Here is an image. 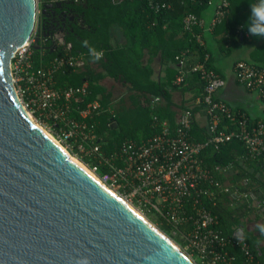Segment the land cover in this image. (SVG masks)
<instances>
[{
  "label": "trees",
  "instance_id": "1",
  "mask_svg": "<svg viewBox=\"0 0 264 264\" xmlns=\"http://www.w3.org/2000/svg\"><path fill=\"white\" fill-rule=\"evenodd\" d=\"M150 0H86V9L82 10L84 29L75 31L74 35L65 37L60 44L49 48L35 50L32 48L31 65L33 68L47 67L54 57L82 55L81 65L76 68H66L54 75L55 89L86 86V93L78 97L77 102H71L69 117L79 119L78 111L88 103L97 101L99 108L83 119L88 131L94 135V144H98L100 152L109 156L118 151L120 145L127 140L142 143L161 130V124L167 122L170 131L177 126L178 111L185 107L186 93L196 97L202 89L199 74L187 73L179 85H174L176 75L175 56L186 52L185 67L196 61L205 59V66L217 72L213 66L211 51L200 44L195 34L202 28L195 27L193 34L183 30L182 20L193 13L201 18L208 8V0H151L155 4H165L166 7L154 10L149 6ZM229 7L222 21L213 28V40L223 51L237 49L247 40L258 39L259 45L252 48L247 62L264 67V39L254 38L247 33L244 25L249 16V6L257 4L259 0H228ZM39 14L37 16V23ZM117 27L123 42L112 44L111 28ZM37 28V25H36ZM88 42V46L84 45ZM103 52V58L93 62L89 48ZM222 51V52H223ZM148 58L145 60V56ZM158 57L167 72L163 77L153 79L151 61ZM109 78L127 88L125 99H119L113 106L110 91L102 81ZM179 92L182 99L179 103L173 100V93ZM149 97H159L158 103L151 104ZM198 109L195 108L194 112ZM241 111L240 109H234ZM246 117L247 114L244 113ZM44 122L52 130L51 121ZM264 120L248 118L249 126ZM210 137L206 126H200L196 121L192 123L190 140L203 143ZM80 141L72 143L69 153L87 166L96 164L92 156L81 153L77 149ZM90 144H85V149ZM200 159L209 168L227 166L231 164V173L222 177L214 173L216 179L229 180L237 183L241 179L248 182L242 190L250 192L259 201V210L264 216V182L260 178L264 175V160H252L244 145L236 140L224 142L215 148L206 146L200 154ZM256 186V188H255ZM205 206L217 219L214 229L223 236L235 238L238 229L244 230L243 241L259 264H264V234L259 227L256 232H249L245 227L247 220L255 211L246 203H231L226 195H220L214 201L202 200ZM186 214H192L190 204L185 205ZM161 221V220H159ZM158 221V222H159ZM260 226H264V223ZM161 231L172 238L175 243L184 246L185 242L171 235L170 227L162 223ZM234 257L233 264H242L243 255L238 249H229ZM192 254V253H191ZM196 257L195 254H192ZM196 259H198L196 257ZM199 264L201 262L197 261Z\"/></svg>",
  "mask_w": 264,
  "mask_h": 264
},
{
  "label": "built area",
  "instance_id": "2",
  "mask_svg": "<svg viewBox=\"0 0 264 264\" xmlns=\"http://www.w3.org/2000/svg\"><path fill=\"white\" fill-rule=\"evenodd\" d=\"M213 0H208V4ZM149 6L165 8V4ZM228 0H217L209 23L212 29L227 13ZM202 19L193 13L182 20L183 30L193 34L195 27H202ZM201 43V36L195 34ZM34 35L14 52L10 62L12 83L22 107L35 119L53 123L52 136L69 152L72 143L80 142L77 149L92 156L96 164L87 166L90 173L111 192L129 203L146 219L154 215L160 224H167L178 233L186 247L195 254L201 264H233L234 257L229 249H238L243 255L242 264H259L250 248L242 239L227 237L214 227L216 217L202 205V200H216L226 195L231 203H246L252 207L251 193L242 190L248 182L241 179L237 183L218 180L214 173L227 177L231 164L209 168L202 159L201 151L208 145H218L236 139L247 150L252 160H264V123L257 121L249 126L248 117L234 110L224 101L216 98V92L225 86V80L214 70L205 66V60L196 61L185 67L186 52L175 56L176 75L174 85H179L189 72L199 74L201 92L185 103L178 111L177 126L170 131L167 122L161 124L158 135L142 143L124 141L117 152L105 156L94 135L88 131L83 119L98 110L97 101L88 103L78 111L79 119L69 117L71 102L86 93V86L55 89L54 75L66 68L81 65L82 55L54 57L47 67L33 68L31 53ZM236 82L244 89L255 93L264 103V67L247 61H237L233 66ZM148 101L158 103L159 97H149ZM202 111L206 117V128L210 134L206 142H192L190 132L195 119L194 109ZM45 129V128H44ZM90 146L86 150L85 144ZM258 206H259V202ZM190 204L192 214H186L185 205ZM186 230L185 232L183 230ZM240 229L237 230V233Z\"/></svg>",
  "mask_w": 264,
  "mask_h": 264
},
{
  "label": "water",
  "instance_id": "3",
  "mask_svg": "<svg viewBox=\"0 0 264 264\" xmlns=\"http://www.w3.org/2000/svg\"><path fill=\"white\" fill-rule=\"evenodd\" d=\"M37 0H0V264H194L27 116L10 73Z\"/></svg>",
  "mask_w": 264,
  "mask_h": 264
},
{
  "label": "crops",
  "instance_id": "4",
  "mask_svg": "<svg viewBox=\"0 0 264 264\" xmlns=\"http://www.w3.org/2000/svg\"><path fill=\"white\" fill-rule=\"evenodd\" d=\"M216 1L217 0H215V3ZM215 3L213 1L211 6H213V4ZM213 11H214V7L211 8V10H205L204 13L202 14L201 19H202L203 25H202V29L200 30L199 35L201 36L200 44H204L211 51L212 58H213V66L215 70L225 80V86L216 92V98L224 101L225 103H227L229 106H231L234 109H240L241 111L246 113L248 118L250 119L264 120V103L259 100V98L256 96L255 93H251L247 91L246 89H244L242 86H240L236 82L234 73H233L234 64L237 61H249L248 55L250 51L252 50L253 47L259 45L260 43H258L257 45L252 44V41L249 40V38L246 36L247 40L239 48L234 49V50L229 49L227 51H223V49L221 50L218 44L213 40V31L212 29L209 28V23L212 18ZM121 38H122V35H121ZM111 42L114 45L116 44L115 41H113L112 36H111ZM122 42H120L119 44H121ZM144 58L146 60L148 56L146 55ZM227 58L228 59L232 58V60H227ZM151 67L153 69V76H152L153 79L163 77L167 73L165 71V66L161 65L158 57L152 58ZM174 70H176V68ZM172 96L175 102L178 101V99L179 101L182 99L179 92H174ZM191 96L192 94L186 93L183 98H185L186 101H189L191 99ZM125 98H122V99H125ZM118 100L114 101V98H113L114 103L115 102L117 103ZM114 103H113V106H114ZM194 121H196L202 127H205L207 123L204 113L200 110H197V112L195 113ZM261 178L260 180L264 182V180ZM245 227L247 231L257 233L256 231L257 227L253 229H249L248 225H245Z\"/></svg>",
  "mask_w": 264,
  "mask_h": 264
},
{
  "label": "flooded vegetation",
  "instance_id": "5",
  "mask_svg": "<svg viewBox=\"0 0 264 264\" xmlns=\"http://www.w3.org/2000/svg\"><path fill=\"white\" fill-rule=\"evenodd\" d=\"M86 0H39L36 35L42 49L60 44L65 37L84 29L82 10Z\"/></svg>",
  "mask_w": 264,
  "mask_h": 264
},
{
  "label": "rangeland",
  "instance_id": "6",
  "mask_svg": "<svg viewBox=\"0 0 264 264\" xmlns=\"http://www.w3.org/2000/svg\"><path fill=\"white\" fill-rule=\"evenodd\" d=\"M213 1L215 3V0H213ZM37 4H39V0H37ZM211 4L212 3L209 4V6H208V8L206 10H211V8L214 7V4H213V6H211ZM37 16H38V14H37ZM36 25H37V21H36ZM111 36L113 38V41H115L116 44H119L120 42L123 41L122 38H121V35H120V32H119L118 28L115 27V26L111 28ZM258 43H259L258 39H253L252 40V44L257 45ZM224 59H226V58H224ZM227 60H232V58H229V59L227 58ZM101 83L108 91H110V93L112 94V97L114 98V101H117L120 98H125L127 93H128L126 87H124L123 85H121V84H119L117 82H114V81H112L110 79L105 78ZM176 102L179 103V99ZM115 103H114V105H115ZM36 123H38L39 126L43 127V129L45 128V130L49 134H51V133L54 134L49 128L46 127V124L44 122H41V121L37 120ZM70 156L76 158L77 160H79L77 157L72 156L71 154H70ZM262 177L263 178H261V179L264 180V175ZM251 199H252L251 200L252 201V207L255 208V211L252 214H250V216H249V218L247 220H245V225H248L249 229L256 228V227H258V226H260V225H262L264 223V216L261 214L260 211H258L259 210V206H258V203H257L258 200L256 199L255 195H251ZM147 220L149 221V223L155 229H157L164 236H166L169 240H171V242H173L181 250V252L183 254H185L194 264H199L197 262L198 259H196V257L191 254L190 250L186 247L185 244H184V246H180L179 244L175 243V241L172 238H170L169 236L165 235L161 231L160 223L158 222L156 216L150 215V216H148ZM183 231L185 232L186 230L184 229ZM171 235L174 236L175 238H178V240L183 241V238H181L178 233H175L172 230H171Z\"/></svg>",
  "mask_w": 264,
  "mask_h": 264
},
{
  "label": "clouds",
  "instance_id": "7",
  "mask_svg": "<svg viewBox=\"0 0 264 264\" xmlns=\"http://www.w3.org/2000/svg\"><path fill=\"white\" fill-rule=\"evenodd\" d=\"M244 27L247 33L254 37L264 39V0H259L257 4L249 6V16ZM85 46H88V42H83ZM89 52L93 57V62H98L103 58V52H97L93 48H89ZM261 234H264V226H258ZM244 230L240 229L236 238L238 240L243 239Z\"/></svg>",
  "mask_w": 264,
  "mask_h": 264
},
{
  "label": "bare ground",
  "instance_id": "8",
  "mask_svg": "<svg viewBox=\"0 0 264 264\" xmlns=\"http://www.w3.org/2000/svg\"><path fill=\"white\" fill-rule=\"evenodd\" d=\"M202 28V27H201ZM217 73V72H216ZM218 74V73H217ZM24 111L26 112V114H27V116L29 117V119L33 122V123H35L36 125H38V123H36V121L34 120V118L30 115V113H28L27 112V110H25L24 109ZM39 126V125H38ZM40 128H42L43 129V127H41V126H39ZM43 130H45V129H43ZM44 132H46L58 145H60V146H62L61 145V143H59L51 134H49L46 130L44 131ZM62 148H63V150L64 151H66L67 153H68V151L65 149V147H63L62 146ZM69 154V153H68ZM70 155V154H69ZM71 159L76 163V164H78L80 167H82L86 172H88L89 174H91L90 173V171L87 169V167L84 165V164H82L79 160H77L76 158H74V157H71ZM126 203V202H125ZM127 205L131 208V209H133L138 215H140L142 218H144L145 220H147L141 213H139L138 211H136L132 206H130L129 205V203H127ZM148 221V220H147ZM149 222V221H148ZM171 241V240H170Z\"/></svg>",
  "mask_w": 264,
  "mask_h": 264
}]
</instances>
